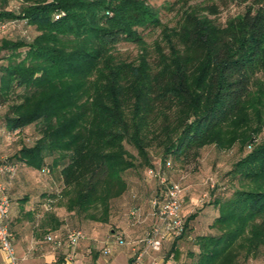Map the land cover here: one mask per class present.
<instances>
[{
  "label": "trees",
  "instance_id": "1",
  "mask_svg": "<svg viewBox=\"0 0 264 264\" xmlns=\"http://www.w3.org/2000/svg\"><path fill=\"white\" fill-rule=\"evenodd\" d=\"M236 1L250 4L223 26L191 8L170 30L145 0H22L15 9L0 8V21L15 27L20 20L36 31L28 41H0L8 51L0 65V104L9 101L4 126L19 134L38 128L8 163L56 172L66 211L107 222L136 157L153 166L148 147L172 162L196 159L209 145L238 146L241 156L228 172L238 187L214 201L215 231L196 235L197 252L181 264H244L262 256L264 0ZM156 28L150 62L143 31ZM122 42L139 47L136 60L115 55ZM48 199L54 200L46 197L43 206ZM52 217L50 230L58 229L61 221ZM182 217L169 251L174 257L197 215Z\"/></svg>",
  "mask_w": 264,
  "mask_h": 264
},
{
  "label": "rangeland",
  "instance_id": "2",
  "mask_svg": "<svg viewBox=\"0 0 264 264\" xmlns=\"http://www.w3.org/2000/svg\"><path fill=\"white\" fill-rule=\"evenodd\" d=\"M145 2L157 10L161 24L168 27L169 30L176 27L182 11L186 9H201L202 14L207 15L209 18L215 20L217 24L223 26L227 19L243 13L250 4L249 1L236 0H145ZM17 6L18 4L14 0H0V8L15 9ZM160 32L161 28L143 31L145 44L150 51V62L155 60L153 47L154 43L159 40ZM35 34L36 31L32 26L18 20L15 27L10 25L7 31L0 34V41L1 39H25L28 41ZM139 50V47L133 43L122 42L116 46L114 53L120 59L134 61L137 59ZM7 55V50H0V65L6 63L5 57ZM8 105L9 101H4L0 104V155L6 156V159L2 158L0 162L4 160L6 162L15 161L13 153L23 143L30 144L38 136L37 126L30 125L18 135L17 140L13 141L8 137V130L4 126L3 119ZM263 136L264 127L260 134L261 138ZM125 147L134 156H137V152L132 146L125 144ZM148 152L153 161V166H141L139 164L140 159L136 157L138 166L126 172V190L120 197L111 200L107 222L88 220L82 217V215L77 216L66 211V197L62 194L63 185L58 174L50 170L47 172H33V181L42 185V189L40 190V192L42 191V195L54 199L51 206L53 207V211L62 219L60 229L80 228L86 232L88 237H92L95 233L96 235L97 233L102 235L101 238V235H97L96 238L93 236L89 245V252L75 254L72 264H106L108 260H112L113 253L105 255L101 252V248L104 241L111 238V231L115 234L117 231H121L118 225L120 219L115 220V217L117 215L121 219L126 217L129 209L134 206H138L142 214L147 215L150 211L149 200L152 198L162 200L170 187L166 185L169 183L179 182L184 188V202L181 208V215L187 217L192 213H196L197 217L192 223L194 226L193 231H188L185 236L178 239L176 257L173 256L172 259L167 260L164 264L191 262V253L197 252V246L194 245V237L215 231L209 228L213 217L218 214V208L215 206L214 201L218 197L230 196L234 189L238 187V182L235 179H231V176L228 174L232 165L241 156L238 146H234L229 150H217L212 145H209L201 149L196 159H192L191 157L184 160L182 158L179 160L172 159V162L163 158L162 150L154 145L148 147ZM17 165L18 174L24 167L19 163ZM150 169L163 177L165 183H161L159 177L149 175L148 171ZM39 219L43 221L42 215L39 216L37 221ZM37 223L35 221L34 230L38 241L44 232L50 229L51 224L47 222L46 226H42L41 222L38 221ZM9 228L13 235H15L16 231L14 228ZM175 237L172 236L167 242V257L173 254L169 251ZM34 241H31V244ZM43 247L44 245L30 253V256H35ZM115 262L116 264H126V260H117ZM244 264H264V254L257 259H249Z\"/></svg>",
  "mask_w": 264,
  "mask_h": 264
},
{
  "label": "built area",
  "instance_id": "3",
  "mask_svg": "<svg viewBox=\"0 0 264 264\" xmlns=\"http://www.w3.org/2000/svg\"><path fill=\"white\" fill-rule=\"evenodd\" d=\"M15 3H20L22 0H14ZM11 25L8 21H0V34L8 30ZM19 131L7 132L8 137L15 141L18 138ZM15 135V136H14ZM16 171V165L10 164L5 160L0 162V251L3 253L7 264H21L22 260L28 254L41 248L43 245H49L52 251L62 252L64 264H72L75 251L79 244L87 238V234L80 228H64L55 229L44 232L41 239L35 241L29 246L25 255L19 258L13 248V233L10 230L6 218L10 208V200L6 195L5 186L1 182V175L9 173L13 175ZM148 174L159 177L161 183H165V179L159 174L149 170ZM183 190L179 182L173 183L165 193L162 200L152 198L149 200L150 215L152 221L145 229L143 237L139 240L140 247L132 246L133 256L130 264H144L145 257L152 253H159L165 242H168L172 236L178 235L184 224V218L181 215L183 206ZM54 200L48 199L44 205L45 210L50 209V204ZM131 226L142 224L144 215L139 207H131L126 215ZM113 240H105L101 248V252L105 255L110 254L114 244L126 243L122 233L115 234ZM171 254L170 257H172ZM164 257H153L150 264H162Z\"/></svg>",
  "mask_w": 264,
  "mask_h": 264
},
{
  "label": "crops",
  "instance_id": "4",
  "mask_svg": "<svg viewBox=\"0 0 264 264\" xmlns=\"http://www.w3.org/2000/svg\"><path fill=\"white\" fill-rule=\"evenodd\" d=\"M15 152L13 154H15ZM2 158L6 159V156L0 155V161L2 160ZM20 165L24 167L23 170H20V172L17 174L18 165H16V171L13 175L9 173H3L1 175V182L5 186L6 195L10 200V208L8 216L6 218V222L9 227H13L16 231V234L13 235V248L16 255L19 258H22L29 246L32 245L31 241H37L36 232L34 230L35 221L36 224H38V221L41 222L42 226H46L47 222H49L51 224L50 228H52V226L54 225V219L52 216H54V218L58 219L59 221H61L62 219L59 218V215L53 211L52 206L49 210L44 209L43 202H45L46 196L42 195V191L40 192V190L42 189V185L39 183L37 184L32 179L33 172L37 170H34L23 164ZM40 215H42L43 221H41L40 219L37 221ZM118 216L119 215L115 217V220L120 219L118 225L121 230L120 232L125 237L126 243L114 244L112 246L111 252L113 253V261L108 260L106 264H116L115 261L117 260H126V264H130L133 256L132 246L135 245V247L137 248L141 246L139 240L143 237L145 229L152 221L150 215H144V222L142 224L131 226L127 220V217L121 219L120 217L118 218ZM120 232L117 231L116 234ZM114 234L115 233L111 231V238L107 240H113ZM97 235L99 236L101 234L97 233ZM97 235L95 233V235L93 236H95L96 238ZM92 237H88L87 235V238L82 241L77 247L75 254H85L86 252H89V245ZM101 237L102 235L100 236V238ZM167 245L168 243L165 242L163 244L161 252L157 254L152 253L145 257L144 264H150V260L153 257H164V262L162 264H164L167 260L172 259L174 255L172 257H167ZM62 254V252L56 253L52 251L50 246L46 244L44 245L42 250L38 251L35 254V256H30V254L25 256L21 264H59L57 262L58 259H61L60 264H64ZM0 264H7L5 257L1 251Z\"/></svg>",
  "mask_w": 264,
  "mask_h": 264
}]
</instances>
